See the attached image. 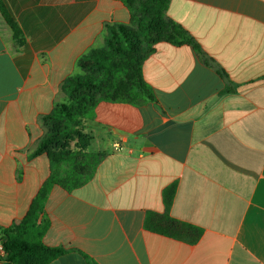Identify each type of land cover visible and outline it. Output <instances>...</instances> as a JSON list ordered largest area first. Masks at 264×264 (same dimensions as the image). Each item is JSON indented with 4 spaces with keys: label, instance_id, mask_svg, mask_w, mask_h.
I'll list each match as a JSON object with an SVG mask.
<instances>
[{
    "label": "crops",
    "instance_id": "0c3cea01",
    "mask_svg": "<svg viewBox=\"0 0 264 264\" xmlns=\"http://www.w3.org/2000/svg\"><path fill=\"white\" fill-rule=\"evenodd\" d=\"M3 1L26 43L0 11V233H16L55 180L42 240L65 253L51 264H264V0H172L168 16L214 65L192 46L158 44L143 66L155 101L99 103L82 162L55 166L36 155L45 117L131 11Z\"/></svg>",
    "mask_w": 264,
    "mask_h": 264
},
{
    "label": "trees",
    "instance_id": "16d2710c",
    "mask_svg": "<svg viewBox=\"0 0 264 264\" xmlns=\"http://www.w3.org/2000/svg\"><path fill=\"white\" fill-rule=\"evenodd\" d=\"M118 1L131 11V24L110 27L106 47L93 50L79 60L78 67L82 73L68 79L63 86L68 102L60 104L51 115L45 117L51 130L36 155L48 152L54 166L62 162L78 164V157L84 155L81 150L87 149L93 139L81 129L85 120L94 118L99 103L141 106L155 101L151 87L145 82L143 66L147 58L155 53L158 44L192 46L205 63L214 65L198 42L168 16L172 0ZM0 11L15 39L24 45L25 34L3 0H0ZM74 132L84 141L75 146V150L68 148L66 142ZM84 181L79 179L74 187ZM55 184L57 182L51 180L44 186L25 220L16 228V233H0V242L6 252L5 261L11 264H51L65 253L62 249L47 246L42 240L45 205Z\"/></svg>",
    "mask_w": 264,
    "mask_h": 264
},
{
    "label": "rangeland",
    "instance_id": "374dc122",
    "mask_svg": "<svg viewBox=\"0 0 264 264\" xmlns=\"http://www.w3.org/2000/svg\"><path fill=\"white\" fill-rule=\"evenodd\" d=\"M81 130L84 132L85 135L90 134L91 137L93 138L92 133H90V131H89V128L87 129V123L86 122H85V124H83V129H81ZM75 131H78V130H75ZM82 141L83 140L80 139L79 135L76 132H74L73 134H71L69 136L68 141H66L68 143L67 147L75 150V146L80 145V143H82ZM90 146H91V144L89 145V147L87 149L81 150L82 153L84 154L90 148ZM79 161L82 162V160H79Z\"/></svg>",
    "mask_w": 264,
    "mask_h": 264
},
{
    "label": "built area",
    "instance_id": "2783aa9c",
    "mask_svg": "<svg viewBox=\"0 0 264 264\" xmlns=\"http://www.w3.org/2000/svg\"><path fill=\"white\" fill-rule=\"evenodd\" d=\"M116 150H122V147L118 144L115 147ZM6 256L5 249L3 247V244L0 242V257L4 258Z\"/></svg>",
    "mask_w": 264,
    "mask_h": 264
}]
</instances>
